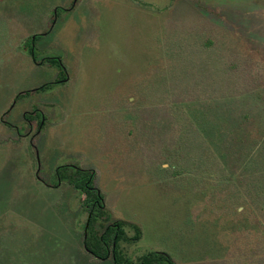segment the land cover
<instances>
[{
    "label": "rangeland",
    "instance_id": "rangeland-1",
    "mask_svg": "<svg viewBox=\"0 0 264 264\" xmlns=\"http://www.w3.org/2000/svg\"><path fill=\"white\" fill-rule=\"evenodd\" d=\"M48 58L67 79L16 99ZM63 164L138 228L130 258L264 264V0H0V264H112Z\"/></svg>",
    "mask_w": 264,
    "mask_h": 264
},
{
    "label": "trees",
    "instance_id": "trees-1",
    "mask_svg": "<svg viewBox=\"0 0 264 264\" xmlns=\"http://www.w3.org/2000/svg\"><path fill=\"white\" fill-rule=\"evenodd\" d=\"M32 54V52H30ZM51 67L58 71L54 81L45 83L34 90H26L17 94L16 99L30 95L32 92L50 89L57 83L64 82L66 78L65 67L60 60L48 58L46 60ZM38 109L26 112L24 120L28 126L37 116ZM36 124H40L37 120ZM178 171H183L179 169ZM54 186L62 181L66 182L77 192L84 195L81 201L82 212L85 214V225L83 235V248L93 258L98 260L111 259L112 264H174L173 260L163 252L147 251L133 259L126 254L125 247L121 243H128L138 239L139 230L128 237L125 233V224L120 220H113L105 205L104 193L95 185V172L78 164H63L55 170ZM258 202L256 212L264 215V190H258ZM260 217V215H259Z\"/></svg>",
    "mask_w": 264,
    "mask_h": 264
},
{
    "label": "crops",
    "instance_id": "crops-1",
    "mask_svg": "<svg viewBox=\"0 0 264 264\" xmlns=\"http://www.w3.org/2000/svg\"><path fill=\"white\" fill-rule=\"evenodd\" d=\"M85 250V249H84Z\"/></svg>",
    "mask_w": 264,
    "mask_h": 264
}]
</instances>
